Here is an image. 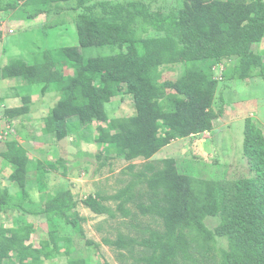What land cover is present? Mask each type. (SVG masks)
<instances>
[{
	"label": "trees",
	"instance_id": "1",
	"mask_svg": "<svg viewBox=\"0 0 264 264\" xmlns=\"http://www.w3.org/2000/svg\"><path fill=\"white\" fill-rule=\"evenodd\" d=\"M19 1L29 8L69 4L70 10L84 11L75 19L77 46L35 52L31 60L14 59L1 70L3 80L40 87L42 95L56 94L58 104L45 120L42 133L58 141L67 137V121L72 118L82 128L99 122L108 128H98L97 143L115 148L126 161L142 155L150 159L173 140L171 133L186 138L201 134L224 117V109H213L222 79L209 77L214 66L233 60L237 63L234 79H250L257 70L264 77L262 54L254 51L264 42V0H180L178 14L166 17L139 2H100L88 7L93 0H12L0 12L15 11ZM139 22L167 35L142 39L137 36ZM98 47L118 52L93 58L81 52ZM178 64L184 66L185 75L176 82H162L159 69ZM65 69L72 74L64 76ZM168 92L167 110L162 101ZM123 94L133 97L136 116L109 121L105 106ZM20 99L21 107L6 108V119L29 114L31 96ZM163 129L166 132L161 136ZM243 156L252 176L217 182L185 175L173 160H165L159 171L148 166L149 204L140 202L137 208L145 216L160 218L163 230H147L138 240L119 237L105 244L127 251L135 264H208L217 239H223L227 246L220 250L219 264H264V140L255 139L248 124L244 126ZM2 158L3 169L11 170L8 180L23 202L35 183L60 171L61 162H34L14 140L7 143ZM63 175L67 176V170ZM125 194L121 192L117 199ZM83 205L95 215L115 217L97 196L87 198ZM18 207L49 222L48 242L40 248L30 243L33 224L1 228L0 264L13 255L19 264L53 261L61 254V243L66 256L75 253L69 250L72 239L61 236L53 224L60 218L83 235V218L76 212L77 202L70 191L58 192L40 211L25 210L23 204ZM10 208L8 191L0 189V214ZM118 209L129 215L124 204ZM211 217L220 219L215 230L205 225ZM136 248L141 250L138 258ZM68 264L91 263L73 259Z\"/></svg>",
	"mask_w": 264,
	"mask_h": 264
},
{
	"label": "rangeland",
	"instance_id": "2",
	"mask_svg": "<svg viewBox=\"0 0 264 264\" xmlns=\"http://www.w3.org/2000/svg\"><path fill=\"white\" fill-rule=\"evenodd\" d=\"M100 2L111 5L139 2L164 17L171 13L178 14L182 7L180 0H93L88 7ZM9 3L12 0H0V9ZM16 5L15 11L0 12V77L2 68L14 59L31 60L35 52L78 45L75 19L84 11L70 10L69 4L29 8L25 6V1H19ZM166 35L150 30L141 22L137 25V36L142 39L163 38ZM254 51L261 53L264 61V42L256 45ZM81 52L84 56L93 58L107 57L118 50L98 47ZM236 64L233 60L223 62L208 72L213 79H221L222 76L213 109L216 112L224 109V117L213 123L212 130L187 138L171 133L173 140L152 158L146 159L142 155L131 161H126L115 148L97 143L98 128H108L104 123L95 122L82 128L79 121L72 118L67 121L68 132L64 140L58 141L52 135H43L45 120L52 115L58 104L56 94L42 95L40 87L1 78L0 105L5 100L6 108L21 107V100L19 103L15 101V93H19L20 98L26 95L32 98L29 114L11 120L15 134L8 141L22 139V146L27 148L28 155L34 162L45 164L47 161H56L61 164L59 172H50L45 175L41 184L35 183L29 192V199L23 202L18 198L19 190L13 188L8 180L11 170L3 169V158L0 154V189L8 191V203L11 206L0 214V229L35 222L36 230L34 229L30 243L35 248H40L41 243L48 242L49 222L41 216L24 213L18 206L23 204L25 210L40 211L58 192L70 191L77 202L76 212L83 218V235L77 234L64 220L54 219L53 224L58 227L59 234L72 239L73 244L69 250H74L75 253L66 256L64 243H61L60 256L44 264H68L73 259H85L91 264H122V261L123 264H135L127 251L109 247L105 241L116 242L119 237L138 240L147 230H163L160 218L145 216L137 208L140 202L149 204L148 180L151 173L148 166L159 171L163 170L165 160H173L181 173L213 182L252 176L248 160L243 156L244 126L249 125L255 139L264 140V77L258 75L257 70L250 79L236 80L232 77ZM159 72L162 82H176L185 75L182 64L163 66ZM63 73L64 76L72 74L68 69ZM169 96L170 92L162 101L167 110L170 105ZM6 108L0 106V116ZM105 111L109 121L136 116L133 97L127 94L114 98L105 106ZM165 132L163 129L161 136ZM4 149L6 148H1L0 152ZM64 169L67 170L66 177L63 175L66 171ZM123 191L126 194L122 199H117ZM131 195L134 196L133 201L126 202ZM91 196H97L102 205L113 211L115 217L98 216L86 208L83 203ZM120 204H124L125 211L129 212L128 216L119 211ZM219 222L218 217H211L205 221V225L210 230H215ZM226 246L225 240L217 239L208 256V264H219L220 250ZM134 250L138 258L141 250ZM121 255L124 257L121 258ZM3 264L19 263L13 255L11 260H6Z\"/></svg>",
	"mask_w": 264,
	"mask_h": 264
},
{
	"label": "built area",
	"instance_id": "3",
	"mask_svg": "<svg viewBox=\"0 0 264 264\" xmlns=\"http://www.w3.org/2000/svg\"><path fill=\"white\" fill-rule=\"evenodd\" d=\"M13 34V31H10ZM14 126L3 115L0 116V144L7 142L12 136H14Z\"/></svg>",
	"mask_w": 264,
	"mask_h": 264
},
{
	"label": "crops",
	"instance_id": "4",
	"mask_svg": "<svg viewBox=\"0 0 264 264\" xmlns=\"http://www.w3.org/2000/svg\"><path fill=\"white\" fill-rule=\"evenodd\" d=\"M0 79H1V77H0ZM15 82H18V81H15ZM14 97L16 98V100L15 101H17L18 103L20 102V94L19 93H15L14 94ZM18 98H19V100H18ZM6 102H5V100L3 101H1V105L0 106H2V107H4V108H6V106H7V104H5ZM13 103H15V102H13ZM12 103V104H13ZM9 109H13V108H10V107H8ZM7 108V109H8ZM16 108H18V107H16ZM74 119V118H73ZM75 119H77V118H75ZM8 120V119H7ZM8 121H11V120H8ZM22 139H19L18 141H16L18 144H19V146L20 147H22V148H24L26 151H27V148L26 147H24V146H22V144L24 143L23 141H21ZM9 142V141H8ZM8 142H6V144H0V150H1V148H3V147H5L6 149H4V151H2V153L0 152V154H1V156L7 151V143ZM3 146V147H2ZM31 216V215H30ZM29 224H33L34 225V227H35V222H32V221H30L29 222ZM35 229V228H34ZM36 230V229H35Z\"/></svg>",
	"mask_w": 264,
	"mask_h": 264
}]
</instances>
